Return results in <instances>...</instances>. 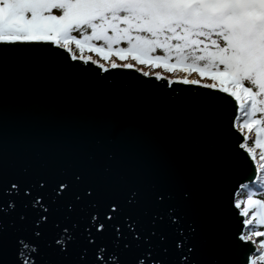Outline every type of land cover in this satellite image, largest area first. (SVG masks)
<instances>
[{
	"label": "water",
	"instance_id": "water-1",
	"mask_svg": "<svg viewBox=\"0 0 264 264\" xmlns=\"http://www.w3.org/2000/svg\"><path fill=\"white\" fill-rule=\"evenodd\" d=\"M49 43L0 41L2 264H247L239 102Z\"/></svg>",
	"mask_w": 264,
	"mask_h": 264
},
{
	"label": "snow or ice",
	"instance_id": "snow-or-ice-1",
	"mask_svg": "<svg viewBox=\"0 0 264 264\" xmlns=\"http://www.w3.org/2000/svg\"><path fill=\"white\" fill-rule=\"evenodd\" d=\"M20 40H47L49 46L58 45L72 52L73 61H91L93 66L97 61L90 56L85 60V48L104 59L113 51V41L126 44L116 53L120 59L130 57L137 63L150 60L149 66L163 67L165 71L184 63L189 73L195 71L202 77L207 74L213 80L204 83V89H216L218 80V94L240 102L235 119L241 120L242 110L241 131H251L255 125V144L260 145L264 118L254 117L264 113V0H0V41L8 45ZM94 40L102 41L103 46L92 43ZM73 43L79 56L70 47ZM157 51L162 54L157 55ZM171 60L175 64L170 65ZM99 67L107 72L103 64ZM111 68L133 69L134 65L113 61ZM143 76L149 78L150 73L143 72ZM155 78L159 82L166 80L160 73ZM179 83L191 86L200 81L184 78ZM239 148L245 149V143L241 142ZM248 151L253 149L249 147ZM261 160L264 161V152ZM259 166L264 168V163ZM65 187L61 185V190ZM12 188L20 190L16 184ZM256 191L264 195L259 186ZM247 203L258 206L260 211L244 223H264V202L249 197ZM235 207L239 210L240 204ZM113 218L109 216L108 220ZM97 223L95 231L102 235L107 225ZM115 231L120 232L118 228ZM250 231L251 235L241 233L239 239L251 243L253 236H264V232ZM124 247L128 248V243ZM24 264L31 262L26 259ZM247 264H264V240L260 241L259 251L247 257Z\"/></svg>",
	"mask_w": 264,
	"mask_h": 264
},
{
	"label": "trees",
	"instance_id": "trees-1",
	"mask_svg": "<svg viewBox=\"0 0 264 264\" xmlns=\"http://www.w3.org/2000/svg\"><path fill=\"white\" fill-rule=\"evenodd\" d=\"M139 64L145 65L146 63H139ZM151 69H153V67H151ZM255 117L257 120H261L262 119L261 112H258ZM238 123L240 124L241 121L239 120ZM260 127L262 128V125H260ZM259 136H260V145L257 146L255 144V140L257 138V130H256V126L254 125L252 130H251V134L247 136L245 142H246V145L248 147H251L253 149L252 152L256 156L258 172H257L256 178L254 181L244 182L241 185V187L239 188L238 192L240 194H244L245 197L242 198V197L238 196L236 198L237 200L240 199L241 203H243L245 206V210L248 213L247 215H245L246 219H254L253 213L259 211L258 206H253L251 204H248L246 201V198L247 197L261 196L259 199L261 202L264 199V195H261L260 193H258L256 191L257 186L264 189V168H261L259 166L261 163H264V161L261 160V153L264 152V139H263V132L262 131L259 133ZM244 185H250L251 187L246 188V187H244ZM258 218L259 217H256L255 219H258ZM250 229L257 231V232H264V223L256 224L254 222L252 225H246L244 228V234L245 235H251ZM253 238L255 239V242L257 245L260 244V241L264 240V236H253Z\"/></svg>",
	"mask_w": 264,
	"mask_h": 264
},
{
	"label": "rangeland",
	"instance_id": "rangeland-1",
	"mask_svg": "<svg viewBox=\"0 0 264 264\" xmlns=\"http://www.w3.org/2000/svg\"><path fill=\"white\" fill-rule=\"evenodd\" d=\"M75 35L78 36L79 33H75ZM92 43L97 44L98 46H103V42L102 41H99V40H94V41H92ZM112 43H113V51L107 53V57L108 58L102 59L100 54H97L94 50L93 51H89L87 49V47L85 48L83 55L84 56H86V55L87 56H90L91 58L97 60L98 62L103 63L104 65H107L110 61H115V62H119V63H122V64L123 63H132V64H135V61L131 60L130 57L128 59H120L116 55V53L118 52L119 48L126 46V44L117 43L115 41H113ZM70 47L73 49V52H75L77 55H80V53L76 49V46H75L74 43L72 45H70ZM156 54L159 55V54H162V53L160 51H157ZM169 64L170 65L175 64V61L174 60H171V61H169ZM137 65L140 66L144 70L152 71V72H155V73L157 72V73H160V74H163V75H167V76L173 77V78L195 79V80H199V81L206 82V83H212L213 82V80L209 79V76L207 74H205L202 77L201 75H199L195 71H192L191 73H189V71L185 70L187 68V65L184 64V63H181V64L176 65L175 68L172 71H165V69L163 67H155V68L151 69V66H149L150 65V60L145 65H141L139 63H137ZM216 83L219 86V81L218 80L216 81ZM261 116H262V118H264V113H261ZM262 129H264V125H262ZM246 130L249 131V129H247V128H246ZM262 132L264 134V131H262ZM249 133H250V131H249ZM238 196L239 197H242V198L245 197L244 194H240L239 192H237L236 198ZM260 197L261 196H256V197H252V198L259 200ZM248 198L249 197L246 198V201H248ZM243 234H244V232H243ZM258 251H259V245L257 246L256 252H258Z\"/></svg>",
	"mask_w": 264,
	"mask_h": 264
},
{
	"label": "bare ground",
	"instance_id": "bare-ground-1",
	"mask_svg": "<svg viewBox=\"0 0 264 264\" xmlns=\"http://www.w3.org/2000/svg\"><path fill=\"white\" fill-rule=\"evenodd\" d=\"M84 57H89V56L86 55ZM175 92H176V88L173 91H171V95H174Z\"/></svg>",
	"mask_w": 264,
	"mask_h": 264
},
{
	"label": "built area",
	"instance_id": "built-area-1",
	"mask_svg": "<svg viewBox=\"0 0 264 264\" xmlns=\"http://www.w3.org/2000/svg\"><path fill=\"white\" fill-rule=\"evenodd\" d=\"M244 131V130H243ZM240 210L242 211V212H244V207L242 206V205H240Z\"/></svg>",
	"mask_w": 264,
	"mask_h": 264
}]
</instances>
